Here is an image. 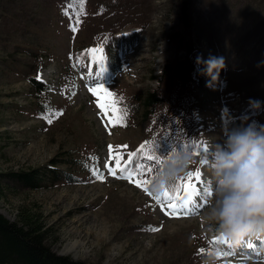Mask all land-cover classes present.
Returning <instances> with one entry per match:
<instances>
[{
  "label": "rangeland",
  "instance_id": "obj_1",
  "mask_svg": "<svg viewBox=\"0 0 264 264\" xmlns=\"http://www.w3.org/2000/svg\"><path fill=\"white\" fill-rule=\"evenodd\" d=\"M132 33L130 51L108 74L98 59L105 58L104 46ZM83 51L88 60L79 64ZM197 54L226 59L211 87L195 64ZM261 61L264 0H0V173L42 171L68 151L95 157L105 177L77 175L63 163H56L59 174L71 170L81 180L49 178L35 188L4 175L0 212L15 220L21 206L40 211L56 253L95 264H264V234L246 236L247 246L240 240L227 245L204 220L211 178L200 163L209 142L221 136L225 111L234 123L243 115L264 123V107L253 111L248 103L250 97L264 102ZM28 77L51 84L49 110L40 108ZM96 83L113 94L109 103L138 101L156 88L162 102L146 117L110 123L113 113L103 114L89 90ZM110 144L126 145L113 152L123 154L122 163L133 153L132 163L143 165L139 178L149 183L160 164L148 156L161 159L172 147L189 151L192 163L179 177L200 176L191 178L197 191L188 214L169 215L170 200H156L160 194L149 183L146 192L110 175ZM185 199L183 193L176 202Z\"/></svg>",
  "mask_w": 264,
  "mask_h": 264
},
{
  "label": "clouds",
  "instance_id": "obj_2",
  "mask_svg": "<svg viewBox=\"0 0 264 264\" xmlns=\"http://www.w3.org/2000/svg\"><path fill=\"white\" fill-rule=\"evenodd\" d=\"M264 63V61H261ZM195 64L209 77L211 87L227 67L223 55L197 54ZM249 107L260 111L264 102L249 98ZM221 136L208 144L201 156L211 178V199L204 220L222 236L239 241L264 234V123L243 115L239 123L225 111ZM162 163L151 177L149 187L160 194L185 173L192 163L189 151L172 147L162 155ZM207 264V262H206Z\"/></svg>",
  "mask_w": 264,
  "mask_h": 264
},
{
  "label": "trees",
  "instance_id": "obj_3",
  "mask_svg": "<svg viewBox=\"0 0 264 264\" xmlns=\"http://www.w3.org/2000/svg\"><path fill=\"white\" fill-rule=\"evenodd\" d=\"M183 6L181 14L185 18L188 13V6L186 4ZM134 41L135 33L117 35L111 38L108 45L105 46L107 57L102 61L109 73L114 72L117 58L128 53ZM85 58L86 52L80 57V60L85 61ZM27 80L30 83L33 96L39 99L41 103L40 108L42 110L49 109L45 99L51 89V84L39 81L35 77H28ZM161 102L162 95L156 88L150 89L141 95L138 101L124 102L118 100L115 104L122 113L120 120L127 121L138 113L146 117ZM50 162L49 165L42 167V171L32 169L33 171L0 173V196L4 188L2 183L8 187L6 180L3 179L5 176L14 177L20 182L36 188L37 186L41 187V184H45V180L49 178H51V181L63 179L66 182H76L78 180L77 177H73L77 173H72L71 170L70 172L65 171V173L62 171L63 176L59 174L56 163L71 165L79 174L83 172L87 174L90 169L95 166L98 167V163L87 158H78L69 154L68 151H65L60 158H51ZM130 165L131 163L127 167ZM56 174H59L60 177H57ZM176 181L177 178L168 186L173 198L177 196L174 187ZM51 237L53 236L51 235L50 226L46 223L40 211L32 212L27 207L21 206L15 220L7 218L0 212V264H95L56 253L52 249L55 238L51 239Z\"/></svg>",
  "mask_w": 264,
  "mask_h": 264
},
{
  "label": "snow or ice",
  "instance_id": "obj_4",
  "mask_svg": "<svg viewBox=\"0 0 264 264\" xmlns=\"http://www.w3.org/2000/svg\"><path fill=\"white\" fill-rule=\"evenodd\" d=\"M77 23H79V20H77ZM69 27L72 28L73 31L76 30L75 24H70ZM89 51L91 53L95 54L97 49L93 48V49H90ZM98 59H103V57H98ZM102 69L103 68H100L98 70V73ZM89 90L92 93H94L97 97H99V99L97 100V105L102 110L103 114L107 115L109 110H111V112L113 113V115L108 118L110 123H116L118 120H120L122 118V113H120L115 102L112 101L111 103H109V99L113 96V94L110 92L109 88L105 87L101 83H96L94 85H90ZM49 123H51L50 119H49ZM114 147L124 148L127 146L126 145L114 146L111 144L108 146L110 161L106 162V167L108 168L109 174L113 175V176L119 175L121 178H126L131 183L141 187L142 189H144L147 192L148 188L146 185L149 183V181H147V180L142 181L139 178V175H140L139 171H134V170L130 169L129 167H127V165L132 162L134 154L129 153L128 159L123 160V163H122L123 154L121 152H113ZM143 147L144 146L141 145L142 150H143ZM206 150L207 149H205V151ZM141 154H144V153L142 152ZM148 159L153 160V161H157L159 164L162 163L161 159L156 155H150V156H148ZM112 160H114V165L111 163ZM200 163L204 164V161L200 160ZM135 169L141 170V169H143V165L140 163H136ZM144 170H150V169H144ZM93 174L101 180H103L105 178L104 174L101 173L99 171V169L95 168V167L93 168ZM194 175L197 177V179H199V176H200L199 171H197L195 173L189 172L187 178L178 177L176 184L174 185L177 196L179 195V192L181 189L186 194V199L183 201L182 204H178L176 202V200L172 198L171 192H170L168 187H166L164 189V191L162 192L163 197L165 199L170 200V202L167 204V210H168L169 215L179 216V215H187L188 214L187 209L190 207L192 200H193V196L195 195V193L197 191L195 185L191 182V178ZM206 191H207L208 195H211L210 188L206 189ZM149 194L151 195V193H149ZM155 199L159 201L161 199V196L157 195L155 197ZM160 206L162 208L165 207L164 204H161ZM215 239H217V237H213V240H215ZM224 242L228 243L227 240H225ZM200 251L203 252L204 249H200ZM217 255H220V253L217 252Z\"/></svg>",
  "mask_w": 264,
  "mask_h": 264
},
{
  "label": "bare ground",
  "instance_id": "obj_5",
  "mask_svg": "<svg viewBox=\"0 0 264 264\" xmlns=\"http://www.w3.org/2000/svg\"><path fill=\"white\" fill-rule=\"evenodd\" d=\"M183 193H184V192H183ZM223 237H224V236H221V239H222ZM221 239H220V240H221ZM244 239H245V237H244ZM260 239H261V238H260ZM240 241H241V240H240ZM232 242H233V241L231 240V243H232ZM228 243H229V242H228Z\"/></svg>",
  "mask_w": 264,
  "mask_h": 264
}]
</instances>
